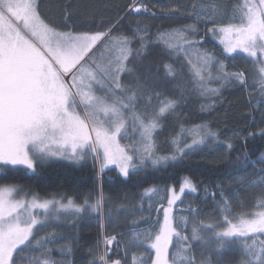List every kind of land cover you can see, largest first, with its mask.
Instances as JSON below:
<instances>
[{
  "label": "snow or ice",
  "instance_id": "snow-or-ice-1",
  "mask_svg": "<svg viewBox=\"0 0 264 264\" xmlns=\"http://www.w3.org/2000/svg\"><path fill=\"white\" fill-rule=\"evenodd\" d=\"M42 2L0 0V166H24L34 172L38 162L51 156L59 155L75 162L91 157L94 162H100L99 173H103L109 165H114L122 177L129 178L148 163L154 167L179 163L184 156L200 150V146L209 140H216L219 133L213 131L208 122L187 130L182 127L170 141L171 153L157 155L154 132L162 130L161 121L175 112L179 102L176 99H165L158 112L150 116L137 113V89L141 85L137 82L136 88L126 87L121 75L131 72L125 62L132 55L130 45L137 39V33H144L139 36V42L143 48L147 47L146 30L138 26L132 37L123 34L114 36L113 32L120 23L118 21L117 25L103 32L78 33L66 23L72 19L69 0L62 11L65 18L63 27L68 30L59 31V26L41 12ZM130 9L136 13L149 11L147 6L135 3L130 5ZM239 11L237 22L217 25L213 14L197 11L193 6L190 15L197 18L195 24L159 33L160 39L172 51L187 52L195 46L199 63L194 65L195 71L192 73L193 91L202 97H218L220 89L233 81L241 87L248 86L244 72L228 73L225 64L214 54L207 50L200 51L203 38L188 39L189 35L197 34L199 23L209 22L213 27L208 32L219 39L225 53L232 54L239 50L251 57L253 63L259 64V84L262 88L261 97H264V0H258V3L244 0ZM101 46L116 51V55L108 59L106 64L97 62L95 58ZM188 59L192 63L190 56ZM213 67L218 69L215 75L211 71ZM165 71L166 77L175 79L178 75L171 64L165 65ZM214 82L220 87L208 86ZM150 102L151 97L148 99ZM256 104L258 108L264 105V98L257 100ZM213 107L214 103L203 105L202 109L211 110ZM261 118L264 119V113ZM129 119L134 129L140 132L138 144L131 148L122 147L120 143V140L126 138ZM260 135H264V129L260 130ZM186 137H191L190 143ZM233 147L232 143L227 144L229 151ZM259 162H264V154ZM100 182L102 184V180ZM186 189L198 193V186L190 179H185L181 184V192ZM14 191L13 188H0V264H16L19 246L25 245L26 241L31 243L29 237L34 227L42 226L35 218L22 221L17 210L28 207L48 209L51 203H37L36 199L31 202H13L8 197ZM155 191L159 189H147L145 195ZM167 191L168 207L163 208V223L157 219L147 234L135 243H150V249L155 250L154 259L148 256L151 264H177L178 258L182 264H214L211 252L207 259L199 262L194 256L188 257L185 254L179 257V253H170L169 245L174 239L188 241L189 237L181 236L179 223L174 225L173 206L180 197L173 189ZM221 197L219 203L224 219L207 227L193 225L191 240L204 244L215 243L217 257L226 247L236 245L237 250L242 252L241 264H264V211L256 213L251 219L244 216L229 219L231 213L228 211V201L223 199V193ZM143 199L145 196H141ZM212 199L215 200V195ZM55 203H59L61 209L72 215L78 216L88 211L99 214L105 197L101 188L94 200L91 196H85L83 203H77L72 198H68L66 204ZM259 206L264 207V198ZM190 211L196 215L201 210L195 208ZM180 219L186 228V217ZM156 225H159L158 231ZM202 231H210L211 237L204 240L200 235ZM115 240V236H105V248ZM40 243L36 241L37 245ZM180 247L187 253L192 245ZM98 260L99 264H123L121 260L110 261L106 253L101 254ZM45 264L63 262L53 260ZM90 264H97V261H90ZM216 264H219L218 260Z\"/></svg>",
  "mask_w": 264,
  "mask_h": 264
},
{
  "label": "trees",
  "instance_id": "trees-1",
  "mask_svg": "<svg viewBox=\"0 0 264 264\" xmlns=\"http://www.w3.org/2000/svg\"><path fill=\"white\" fill-rule=\"evenodd\" d=\"M68 2L43 0L41 4V12L59 26V31L68 30L63 27L65 18L62 15L64 5ZM133 2L147 6L149 11L136 13L130 10ZM240 3L241 0H71L72 19L66 23L78 33L103 32L117 25L118 21L120 23L113 35L132 37L138 26L146 30L147 47L143 48L139 42V36L144 33H137V39L130 45L132 55L125 62L131 72L121 75L126 87L136 88L137 82L141 85L137 89L139 103L135 108L140 114L150 116L158 112L165 99L179 102L175 112L161 121L162 130L154 132L157 155L171 153L170 141L182 127L187 130L208 122L219 135L216 140L201 145L200 150L184 156L179 163H170L166 167H154L148 163L129 178L122 177L113 167L99 173V165L91 157L75 162L51 156L38 162L34 172L24 166H0V188L16 185L29 196L58 197L63 201L72 198L77 203H83L85 196H91L94 200L102 188L105 197L99 214L91 211L78 216L66 213L38 226L31 243L26 242L19 247L16 264H38V259L45 256L63 264H90L93 260L99 264L98 257L105 253L110 261L121 260L123 264H133L135 258V264H150L148 256L153 258L150 243L141 245L135 241L142 239L157 219L161 223L163 208L168 204L167 189L181 190L185 179H190L198 186V193L186 189L175 206L180 208L176 219L180 224L178 230L181 236H187L189 240H173L170 253H179V257L185 254L194 256L199 262L207 259L211 252L214 264L217 260L219 264H241L242 252L237 250L236 245L226 247L217 257V245L192 241L191 230L193 225L207 227L224 219L219 203L221 193L223 199L228 201V211L231 213L229 219L251 215L264 198V162H259L264 154V135H260V130L264 129V119L261 118L264 105L258 108L256 104L257 100L264 98L261 97L262 90L253 94L248 86L244 88L236 84L221 90L214 99L198 95L193 91L192 76L194 65L199 63L195 46L187 52L172 51L159 37L161 32L195 24L197 18L190 15L193 6L197 11L213 14L219 25L229 20L231 6L235 5L237 10ZM212 27L211 22L199 23L197 34L189 35L188 39L203 38L200 51L207 50L222 61L217 38L208 32ZM189 56L192 63H189ZM166 64H171L177 70L175 79L166 77ZM225 66L228 70L244 72L247 81H250L251 76L246 73L240 56L225 60ZM252 75L254 79L257 76L256 73ZM213 103L211 110L202 109L203 105ZM186 139L188 143L191 142V137ZM228 143L233 144L232 151L227 149ZM147 189L159 191L145 195ZM213 195L215 200L212 199ZM141 196H145L143 201ZM195 208L201 211L192 215L190 210ZM180 217H186V228ZM158 228L159 225H156L157 231ZM200 235L207 240L212 233L202 231ZM105 236L116 237L107 249L104 245ZM38 240L41 241L39 245L36 244ZM188 244L192 248L185 253L180 245L187 247ZM69 248L70 252L67 251ZM177 264H182L180 258Z\"/></svg>",
  "mask_w": 264,
  "mask_h": 264
},
{
  "label": "rangeland",
  "instance_id": "rangeland-1",
  "mask_svg": "<svg viewBox=\"0 0 264 264\" xmlns=\"http://www.w3.org/2000/svg\"><path fill=\"white\" fill-rule=\"evenodd\" d=\"M250 2L258 3V0H250ZM134 3L137 4V2H133L132 5ZM243 3H244V0L243 1L241 0V3L238 5V7H236L238 11H239V6L241 4H243ZM237 10L235 9V5H232L231 6V10H230L231 11L230 15L228 16L229 20L226 23H222V24H227L229 22H237L239 20V18H240V11L238 13ZM219 24H221V23H219ZM114 36H118V34H114ZM216 40H217L218 44L220 45V51L219 52H221L223 63L225 64V60L227 61V60H230L231 58H233L235 56H240L242 58V65L246 69V73H249L250 76H251L250 77V81L248 82V87L251 89L253 94H256V93L259 92V90H262V88H261V86L259 84V80H260V76H259V73H258L259 64L258 63H253V59L251 57H247L246 54L240 53L239 50H237L236 53H232V54L225 53L224 50H223V46L219 43V39L217 38ZM115 55H116V51L115 50L109 51V49L105 48L104 46H101L100 50L96 53V57L95 58H96L97 62L106 64L108 59L113 58ZM226 57H228V58L226 59ZM217 70H218L217 67H215V69L212 68L211 71L215 75ZM226 71L228 73H235L234 70L226 69ZM253 73H256L257 76H258V77L257 76L255 77L256 80L254 79V76L252 75ZM205 74L207 75L206 72H205ZM254 81H256V82H254ZM236 84H238L236 81L234 83H229V84L225 85L223 88H221L220 91L224 90L225 88L233 87ZM208 86L212 87V88H219L220 87V85L218 83L215 84V82L213 84H209ZM137 103H139V100L137 101ZM136 112L137 113L139 112L138 109H137ZM127 123H128V127H127L126 138L120 140V143H121L122 147L128 146L129 148H131L132 145H137L138 144V141H139V138H140V132L134 129L133 122H132L131 119H129ZM56 157H60L59 159H65V158H63L62 156H59V155H57ZM68 160H70V159H68ZM97 165H99L98 167L100 169L101 165H100L99 161H97ZM109 167L115 168L114 165H109L108 168ZM116 170H118V169H116ZM2 188H13V189H15V191L11 194V196L8 197L13 202L20 201V200L31 202V201H33V199H36L37 203H43L45 201L51 202V203H49L48 209L31 208V207L18 209L17 212L21 215L22 221L29 220L30 218H35L40 225H43V224H46V223H48V222H50L52 220H56L57 217L60 218L61 215H65L66 213H70V212H66L64 209H61L60 206H59V203H55V202H63L65 204L67 203V201H63L62 199H59L58 197L41 198V197H38V196H35V195L29 196L27 194H24V191H22V189L19 186H16V185L3 186ZM173 191L180 198L183 195V193L181 192L180 189L178 191H175V190H173ZM168 195H169V193H168ZM179 201H180V199L173 206V213L172 214H173V217H174V225L177 223L176 219H177L178 214H180V208H176L175 207ZM165 207H168V204ZM262 211H264V207L258 206L257 209L253 213H251V215L244 216V217L248 218V219H251L253 216H255L256 213H259V212H262ZM163 218H164V214L162 212L161 224L163 223ZM180 218H179V220L182 221ZM21 226H23V223H22ZM37 227L38 226L34 227L33 234H34V231H35V229ZM225 227H227V225H225ZM33 234H32V236H33ZM32 236L29 237V240H31ZM26 242H28V241H26ZM26 242H25V244H26ZM171 245H172V243H170V245H169V250H170ZM21 246H19V247H21ZM154 258H155V250H153V259ZM46 261H52V260H51V258L46 257V256H45V258L44 257H40L38 259V264H45ZM150 264H151V262H150Z\"/></svg>",
  "mask_w": 264,
  "mask_h": 264
}]
</instances>
